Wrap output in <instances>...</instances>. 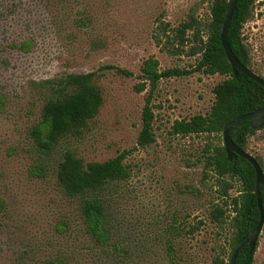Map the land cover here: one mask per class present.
<instances>
[{"label":"rangeland","instance_id":"1","mask_svg":"<svg viewBox=\"0 0 264 264\" xmlns=\"http://www.w3.org/2000/svg\"><path fill=\"white\" fill-rule=\"evenodd\" d=\"M211 0H0V264H214L231 252L230 237L210 219L220 189L204 174L205 154L221 137L176 136V121L207 115L214 87L225 77L200 72L162 79L153 94L156 142L138 145L150 85L141 69L154 58L160 70L193 71L199 55L181 25L207 23ZM255 71L264 78V0L243 28ZM29 42L28 52L18 48ZM114 66L133 73L132 77ZM97 73L104 105L80 139L61 144L46 159L34 151L30 132L39 123L45 95L36 83L66 74ZM104 162L128 152L132 176L113 201L112 246L87 232L79 203L56 179L62 152ZM247 152L264 172V128ZM45 168L46 177L32 170ZM236 190L241 187L236 183ZM174 227L178 230L174 232ZM196 228V229H195ZM254 264H264V228Z\"/></svg>","mask_w":264,"mask_h":264},{"label":"trees","instance_id":"2","mask_svg":"<svg viewBox=\"0 0 264 264\" xmlns=\"http://www.w3.org/2000/svg\"><path fill=\"white\" fill-rule=\"evenodd\" d=\"M229 1L211 0L210 20L207 23L191 17L181 25V37L191 35L198 45L196 54L199 59L193 71L178 68L161 71L156 59L150 58L144 62L140 76L144 82L136 86L137 91L143 92L148 83L150 85V95L143 110L142 130L138 139L141 148H147L156 142L152 99L162 79L187 77L198 72L225 77L213 89L215 102L209 113L205 116L197 115L190 120L176 121L172 128V134L176 136L221 137L227 124L256 112L264 105V88L242 73L236 76L223 48L221 31ZM257 1L238 0L228 30V42L236 58L259 75L253 67L243 36V28L249 22ZM30 47L29 42L18 46L26 52ZM106 69L116 70L118 74L127 77L133 76V73L114 66L102 68ZM96 75L97 73L66 74L35 84L45 95L41 119L30 132L34 151L40 158L52 157L67 140L82 138L91 122L99 115L105 101L101 87L95 82ZM4 105L5 98L0 94V111ZM260 130L253 129L251 123L245 121L232 127L230 135L234 144L247 152L250 138ZM127 156L128 152H123L104 162L86 163L74 151L66 150L62 152L55 167L59 187L68 198L79 203L80 215L87 232L102 247L112 246L113 201L120 189L119 185L129 181L132 176L131 168L126 163ZM204 159L205 176L212 175L220 188L218 194L221 202L212 204L209 216L212 223L230 237L231 252L218 257L214 264H229L236 245L260 221L256 194L257 174L252 164L239 155L233 154L230 159L222 142L208 151ZM258 162L262 167L261 162ZM45 171L44 167L37 166L32 173L36 177L44 178ZM237 182L241 187L236 190V194H231L236 189ZM259 191L264 208L263 187ZM176 231L178 230L174 227V232ZM257 250L258 244L252 252L250 242L246 243L240 250L236 264H254ZM42 264L65 262L45 261Z\"/></svg>","mask_w":264,"mask_h":264},{"label":"water","instance_id":"3","mask_svg":"<svg viewBox=\"0 0 264 264\" xmlns=\"http://www.w3.org/2000/svg\"><path fill=\"white\" fill-rule=\"evenodd\" d=\"M238 3V0H230L226 15H225V20L223 24V28L221 31V41L223 48L225 50L226 56L228 61L230 62L233 72L236 76L239 75V73H242L261 85L264 88V79L261 78L259 75H257L255 72L251 71L249 68L245 67L234 55L229 42H228V30L230 26V22L232 20L236 5ZM249 121L251 123V127L253 129H262L264 128V105L257 110L256 112L241 116L237 118L236 120H233L229 124H227L224 128L223 132V142H224V147L226 149V152L229 156L230 159H232L233 154H237L240 157L246 159L249 161L252 166L254 167L256 174H257V196H258V205H259V210H260V221L257 225V227L248 235L246 236L243 240H241L236 247L234 248L231 256V260L229 264H236L238 255L240 253V250L242 247L250 242V248L251 251L253 252L256 248V245L258 243V239L263 231L264 228V208H263V202H262V194L259 191L260 187H263L264 189V172L259 164V162L256 160L255 157H253L251 154L248 152L240 149L238 146H236L231 138L230 135V130L232 127L239 125L242 122Z\"/></svg>","mask_w":264,"mask_h":264}]
</instances>
